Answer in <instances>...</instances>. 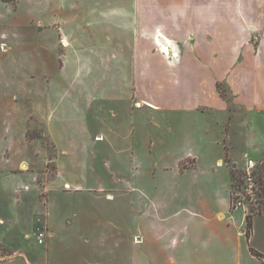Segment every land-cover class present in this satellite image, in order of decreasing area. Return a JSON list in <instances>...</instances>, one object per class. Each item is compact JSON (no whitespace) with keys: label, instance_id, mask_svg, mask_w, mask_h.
Wrapping results in <instances>:
<instances>
[{"label":"crops","instance_id":"1","mask_svg":"<svg viewBox=\"0 0 264 264\" xmlns=\"http://www.w3.org/2000/svg\"><path fill=\"white\" fill-rule=\"evenodd\" d=\"M13 10L91 14L92 36L64 47L89 46L116 72L125 63L130 86L92 97L122 95L129 133L95 136L108 168L88 178L66 167L52 180L40 141L26 136L31 122L0 114V264H264V207L251 213L232 200L246 161H264V0H16ZM74 52L64 50V78L83 77L87 58ZM69 89L64 102L84 110V89ZM54 182L64 189L56 213Z\"/></svg>","mask_w":264,"mask_h":264},{"label":"rangeland","instance_id":"2","mask_svg":"<svg viewBox=\"0 0 264 264\" xmlns=\"http://www.w3.org/2000/svg\"><path fill=\"white\" fill-rule=\"evenodd\" d=\"M1 2L0 114L9 120L24 123L28 119L31 122V128L26 132V136L30 140H39L44 148L47 155L46 171L49 179H54L57 169L66 171V167L79 166L88 178L92 167L101 171L108 168L112 164L111 153L106 151L102 156H95L98 151L95 150L96 142L93 141L97 134H109L110 128L115 126L120 128L117 129L120 134L129 133L128 117L125 113L128 102L124 99L120 101L122 95H118L116 101L99 103L93 100L92 93L98 88L106 90L116 88V86L122 89L128 88L130 79L123 77L124 68L120 67L125 63H120L118 65L120 72H116L109 61L98 59L94 62L90 56L92 50L89 46L67 45L64 47L66 39L70 42L75 38L92 36L84 29V25L90 22L91 14L85 12L78 15L73 12L19 14L14 13L15 4L9 3L13 6L9 9ZM14 20L15 22L19 20L21 26L13 28ZM78 48L84 51L87 58L80 57L81 61L77 64L82 68L83 77L64 78V50L67 49L68 58L69 55H75L74 50ZM74 63L68 62L69 73L74 72ZM126 64L129 66V62ZM101 73L107 74L108 77L104 75L99 77ZM120 73L122 78H118ZM74 85L84 89L82 90L84 91L82 94L84 110L83 108L81 110L70 109L64 102V92L69 91V87ZM50 88L53 94L49 105L46 98ZM80 93L81 91L79 96ZM5 107L8 109L5 110ZM95 119L97 124L93 123ZM50 120H52L51 123ZM11 125L12 123L10 127ZM100 144L104 145V142ZM64 149L68 152L66 156H64ZM121 157L125 159L124 151L119 154V159ZM105 172L101 173V177L107 176ZM95 178L96 176L93 175L88 181L92 183ZM56 184L57 182H54V185L48 188L51 190L52 210L54 211L52 213H56L55 210L59 209L58 207L64 206V189L60 186L61 182ZM97 197L102 199L104 194L100 193ZM260 207L255 210L253 209L255 204L251 203L250 212L257 213L264 207V204ZM20 241L25 242L23 237Z\"/></svg>","mask_w":264,"mask_h":264},{"label":"built area","instance_id":"3","mask_svg":"<svg viewBox=\"0 0 264 264\" xmlns=\"http://www.w3.org/2000/svg\"><path fill=\"white\" fill-rule=\"evenodd\" d=\"M256 165L248 159L246 161V169L242 173L240 184L232 192V200L235 208L246 209L251 203H257L260 199L259 186L256 180ZM249 211V209H248ZM45 239V230H38L36 233V240L39 244L43 243Z\"/></svg>","mask_w":264,"mask_h":264},{"label":"trees","instance_id":"4","mask_svg":"<svg viewBox=\"0 0 264 264\" xmlns=\"http://www.w3.org/2000/svg\"><path fill=\"white\" fill-rule=\"evenodd\" d=\"M3 2H6V3H11V4H16V0H2ZM255 175H256V180H257V183H258V186H259V196H260V199L257 201V203H255V210L261 208L260 206L264 204V162L256 169V172H255ZM242 177V175L238 178V180H240ZM252 209V208H251ZM247 220H248V226L250 225V216L247 217ZM255 256H258V257H262L260 254L258 253H254Z\"/></svg>","mask_w":264,"mask_h":264},{"label":"bare ground","instance_id":"5","mask_svg":"<svg viewBox=\"0 0 264 264\" xmlns=\"http://www.w3.org/2000/svg\"><path fill=\"white\" fill-rule=\"evenodd\" d=\"M167 51H168V49H167Z\"/></svg>","mask_w":264,"mask_h":264}]
</instances>
